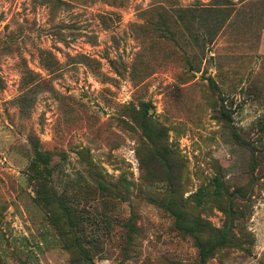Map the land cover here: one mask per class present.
Returning a JSON list of instances; mask_svg holds the SVG:
<instances>
[{
  "label": "rangeland",
  "instance_id": "1",
  "mask_svg": "<svg viewBox=\"0 0 264 264\" xmlns=\"http://www.w3.org/2000/svg\"><path fill=\"white\" fill-rule=\"evenodd\" d=\"M0 264H264V0H0Z\"/></svg>",
  "mask_w": 264,
  "mask_h": 264
}]
</instances>
